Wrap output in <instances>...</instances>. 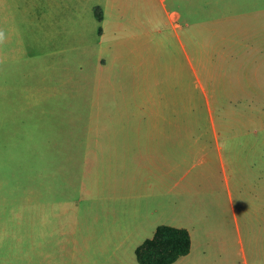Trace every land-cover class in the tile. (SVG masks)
Returning <instances> with one entry per match:
<instances>
[{"label": "rangeland", "instance_id": "374dc122", "mask_svg": "<svg viewBox=\"0 0 264 264\" xmlns=\"http://www.w3.org/2000/svg\"><path fill=\"white\" fill-rule=\"evenodd\" d=\"M156 120L204 135L133 196L109 133ZM181 224L173 264L264 263V0H0V264H138Z\"/></svg>", "mask_w": 264, "mask_h": 264}, {"label": "crops", "instance_id": "0c3cea01", "mask_svg": "<svg viewBox=\"0 0 264 264\" xmlns=\"http://www.w3.org/2000/svg\"><path fill=\"white\" fill-rule=\"evenodd\" d=\"M161 2H163V0H161ZM178 8H181V5H178ZM167 15L168 20L173 22L174 15L172 16L168 12ZM182 15L183 13L180 11L179 16L175 17L181 21ZM103 18L104 15L102 16V20ZM183 22L186 23V25L188 24V20H183ZM191 69L193 71V66ZM195 74H197V71ZM139 107L146 109L144 103H141ZM190 110H192V107H190ZM193 116L195 119L197 118L196 113H194ZM157 121L160 120H156L155 126L153 127L118 129L111 130L109 133L112 141L110 147L112 153V171L116 174L112 179V183H120V175H123L127 190L133 193V196L136 192L142 190L143 185L146 184L147 181H152L153 177L155 179L165 180L169 178L173 183L177 184L178 181L182 179V177H179L175 182L177 166L181 165L184 161L188 162L191 154V152L187 150V155H184L185 153H182L183 149H191L197 144L199 140L198 137L204 135L200 133L203 132L204 129L156 126ZM210 131L212 135H216L217 133L214 128H211ZM175 159H178V162ZM70 192L71 191L49 194L50 199L46 201L48 219L58 218L57 227L59 230H64L65 234L70 232V227L66 228L65 221L59 220V218L62 219L63 216L61 214L65 210H68V206L71 204L70 199H78L76 203L80 205L81 202L88 199L87 197L89 195L86 192L84 184L80 192ZM95 209L96 207L94 204L92 210H94L93 214L96 215ZM68 218L70 221V215ZM172 227L185 228L182 224ZM245 263L247 264V262Z\"/></svg>", "mask_w": 264, "mask_h": 264}, {"label": "trees", "instance_id": "16d2710c", "mask_svg": "<svg viewBox=\"0 0 264 264\" xmlns=\"http://www.w3.org/2000/svg\"><path fill=\"white\" fill-rule=\"evenodd\" d=\"M96 17L101 14L95 9ZM191 248V237L185 228L160 225L153 236L144 240L135 249L138 264H173L178 258L187 255Z\"/></svg>", "mask_w": 264, "mask_h": 264}]
</instances>
